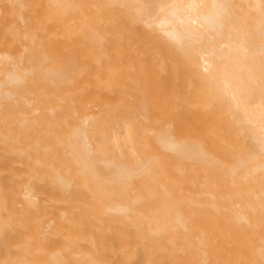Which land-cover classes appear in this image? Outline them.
<instances>
[{"label": "bare ground", "instance_id": "1", "mask_svg": "<svg viewBox=\"0 0 264 264\" xmlns=\"http://www.w3.org/2000/svg\"><path fill=\"white\" fill-rule=\"evenodd\" d=\"M0 264H264V0H0Z\"/></svg>", "mask_w": 264, "mask_h": 264}]
</instances>
